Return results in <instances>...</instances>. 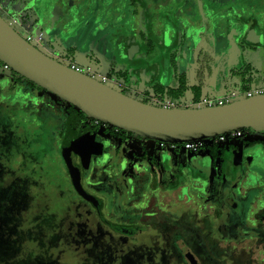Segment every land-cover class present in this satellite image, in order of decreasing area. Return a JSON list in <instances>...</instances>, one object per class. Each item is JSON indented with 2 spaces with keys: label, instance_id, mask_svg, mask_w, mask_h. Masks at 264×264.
Instances as JSON below:
<instances>
[{
  "label": "flooded vegetation",
  "instance_id": "flooded-vegetation-1",
  "mask_svg": "<svg viewBox=\"0 0 264 264\" xmlns=\"http://www.w3.org/2000/svg\"><path fill=\"white\" fill-rule=\"evenodd\" d=\"M93 1L98 3L97 8L90 13L91 7L94 5ZM100 2L102 0H50L49 7L46 10H40L36 5L37 1H34L31 3L33 12L24 13L18 19L21 22L29 20L41 23L43 28L55 30L58 35L65 36L66 34H74L79 30L83 23L79 20L80 16H83L85 21V18L100 11ZM147 2L149 0H123V3H126L128 10L132 13L140 9L146 13L148 10ZM120 4L122 5V3ZM0 8L7 16L6 21H14L10 16L11 14L5 12L1 6ZM161 8L163 7L161 6ZM121 13L119 11L114 14L111 11L110 14H113L111 20L107 17L110 14L99 13L97 16H100L95 17V19L98 18L102 21L103 17L108 18L103 23L106 26V35L110 33V41L118 38L122 50L126 44L137 48V42L135 44L132 37H121L117 29L114 30L117 34L112 30L109 31L111 23L115 25L122 23L120 21ZM197 15L201 17V22L206 16L207 22L204 21L205 24L203 25L204 36L200 38L198 35L199 40L195 39V34L190 37L191 26L185 24L184 32L180 33L179 47L176 51H170V67L175 73V78L178 81L183 77L186 83V73L177 62L181 56L186 57L189 53H196L195 85L199 84L201 79L203 89L204 72L207 71L208 74H211V70L216 68L218 70V61L222 57L227 59L225 62L228 63L226 74L229 76L230 83L241 87L244 90L241 91L242 93L247 91L245 90L246 84L243 83L242 75L245 70L243 68L249 65V69H251L249 75L252 78L253 65L240 64L235 49L244 54L248 47L254 48L244 39L249 29L248 26L252 25L254 20L242 22L243 20H238L237 16L228 17L217 12L211 15L208 11L206 14L198 11ZM1 16L3 17V15ZM213 16L214 20L229 18L228 25H231L230 27L236 26V32L227 38V33L219 32L215 26V22L212 21ZM151 19L150 16L147 18L148 25ZM232 20L234 21L233 24L230 23ZM148 28L146 30L144 28L145 31L141 30L139 35L145 40L148 39L145 41L146 50L152 55L154 52H159L160 48L158 49L154 37L148 35ZM243 29L244 32H241ZM234 35L237 36L232 41L230 37ZM209 45L212 46L213 51H216L215 54L205 49ZM72 49L73 47H69V52ZM247 77L249 76L247 75ZM35 85L11 68L4 69L0 65V181L3 183L10 179L14 184L26 183L28 185H34L36 181H43L41 177L36 180L33 176L36 165L32 154L34 146L32 134L35 108L44 107V96L48 91ZM119 90L121 91V89ZM188 95L186 92L184 100L193 101L192 94ZM152 100L155 102L153 98ZM244 130H242V135L239 138L227 142V145L224 143L215 144L192 152L176 143L154 141V145L146 144L144 138L133 133L88 117L83 119L77 114H69L55 137V147L59 157L57 156L49 163L58 165L64 178H69L72 190L86 202L85 210L81 213V221H83L79 224L85 225L83 231L93 230L94 233L90 238L84 239L82 233V239L77 240V236L73 238L77 240V244H87V246L92 247L93 242H85L89 240L100 241L109 232L112 233L111 235L113 233L121 235V240L147 233L153 237L149 225L132 223V221L138 219L136 214L141 213L144 202L150 200L153 195L160 198V205L166 210L164 199L162 198V200L160 195L173 194L174 198L170 201L171 206L192 205L196 201L206 207L202 209L201 213L205 214V211L210 212L211 210L210 213L220 226L218 227V236H216L217 243L228 241L225 238H227L231 225L236 227L238 231L234 238L235 241L239 243L260 241L264 244V214L259 212L264 207V131L253 133L254 135L250 140L242 142ZM102 131L104 132L101 133ZM107 147L111 149V153L105 152ZM204 150H207L209 156H198ZM190 153L194 155L192 158L188 155ZM70 164L78 173L76 182L71 174ZM180 172L183 173L184 179L180 185L176 186L174 178L179 176ZM190 172H196L197 176L191 175ZM211 184L214 188L216 204L210 203L206 197V185ZM197 188L204 196L196 197L194 189ZM185 190L187 194L183 193ZM252 191H254V195L251 204L247 211L242 214L241 200ZM131 208H133L134 217H132L133 214L130 215L127 212ZM189 214L196 215V212L190 210ZM241 216L245 218L244 225L237 223V219ZM75 217V222L80 221L79 213ZM142 228H146V231ZM182 246L184 247L183 255L180 254L175 260H169V255H172L173 252L169 246L163 245L162 248H167L168 252L163 255L161 263L181 264L186 259L185 248L188 245ZM188 259L194 260L197 264L194 257L189 256Z\"/></svg>",
  "mask_w": 264,
  "mask_h": 264
},
{
  "label": "rangeland",
  "instance_id": "rangeland-1",
  "mask_svg": "<svg viewBox=\"0 0 264 264\" xmlns=\"http://www.w3.org/2000/svg\"><path fill=\"white\" fill-rule=\"evenodd\" d=\"M7 1L10 0H0L2 3ZM198 1L206 3V0H149L148 4L151 6L150 11L152 12L149 13L147 10L145 13L140 9L132 13L128 10L126 3H123V0H107L99 5L101 12L93 13L85 18V21L84 17L80 16L79 20L83 23L79 30L74 34H66L65 36H60L55 30H49L37 24H29L23 29L10 20L7 22L22 36L32 32L39 37V34L42 33L41 40H38L35 45L46 55L67 66L76 61L80 63L79 65L96 68L100 75L108 76L110 86L121 89L135 98H140L144 94V91L138 87L140 84L145 85L144 83L155 81L154 85L149 84L147 91L150 92L153 99L163 100L170 98L166 89L178 86L177 78L168 74L170 85L164 88L166 92L161 98L156 96L153 87L162 83L159 82V79L166 81V76H162L155 70L150 71L145 77L144 72L147 68L144 67L143 70H140L136 66V62L130 59L131 62L125 58V55L122 54V45H116L110 41V33L107 37L106 26H103V23L106 22L107 17L112 19L111 11L114 14L119 11L122 12L120 16L122 23L120 25L111 23L109 31L117 29L121 37H132L138 41V50H141L143 47L146 48V42L141 40L139 34L141 30L145 31L149 27L147 18L150 16L152 23L154 21L157 23V29L162 34L154 37L158 49L163 47L169 51H176L180 44V33H183L185 29V23L199 19L195 8H193L196 4H200ZM216 2L217 5L213 9L221 15L228 16L227 13H230L233 14V17L239 18L234 19L243 20L242 22L254 20V23L248 26V32L244 37L245 42L253 45L254 48L248 47L244 54L235 49V53L240 59V64L253 65V75L248 87L254 89L264 86V0H219ZM159 3L163 8L159 6ZM218 5H223L227 9L218 10ZM154 8L158 9L154 10ZM99 13H107L110 16L103 17V20L100 21L98 18L95 19V17L100 16H97ZM147 13H149L148 16ZM0 14L5 20L7 19L1 8ZM228 19L214 20V16L212 19L219 32L227 33V38L236 32V26L230 27ZM261 21L263 23H260ZM232 22L234 21L232 20L230 23L233 24ZM166 27H172L177 33L168 46L160 39L165 35ZM144 28L145 30H143ZM241 32H244V29ZM115 33L117 34V32ZM144 35L146 36V34ZM236 36L230 37L232 41ZM104 39H106L105 43L103 42ZM147 40L146 38L145 41ZM69 47H73L72 51L75 52V58H72V51L69 52ZM205 49L216 53L211 45ZM92 53L97 55L99 60L86 57ZM141 53L139 57L145 59L147 53L144 51ZM162 54L160 59L163 62L167 52ZM105 56L108 60L105 59ZM226 60L222 57L219 59L218 71L227 78L226 65L228 63H225ZM0 63L3 67V63ZM131 64L132 67H130ZM121 70L125 72L124 75L123 72H119ZM97 78L99 79V76ZM227 81L229 82V92L223 95L233 91H244L241 87L231 84L228 78ZM202 93L204 96H221L207 84L203 87ZM44 99V107L35 108L32 134L34 140L32 154L36 165L33 176L35 179L37 176L41 177L43 183L38 186L36 183L34 185L14 184L10 181L11 179L6 183L0 181V264H162L161 259L168 252L167 248H162L163 245L169 246L173 252L172 255L174 256L169 255V260H175L180 254L183 255L184 247L181 245H188L185 248L186 259L181 264H195L194 260L188 259L189 256L194 257L197 264H264V244L262 242L239 243L235 241L234 238L238 231L236 227L230 225L227 238H225L228 241L217 243L216 236H218V227L220 226L210 213L211 210L210 212L205 211V214L201 213L202 209L206 207L196 201L192 205L171 206L170 201L174 198L173 194L160 195L161 199H164L166 210L161 207L160 198L153 195L152 200L150 198L144 202L141 213L136 214L138 219L132 221V223L149 225L153 237L146 232L147 234L144 235L121 240V235L114 233L111 235L112 233L109 232L100 241L89 240L85 242H93L92 247L87 246V244H77V240L72 236L82 233L85 235V239L90 238L94 233L93 230L83 231L84 226L79 224L83 221H81V213L85 210L86 202L72 190L69 178H64L58 165L49 163L57 156L59 157L55 147V137L60 126L64 125V120L69 115V104L49 92L45 94ZM179 101L181 102L179 107H185V105L193 107L189 104L190 101L184 99H179ZM261 130L264 131V129H251L250 131L245 129L241 141L250 140L254 135L253 133ZM143 140L146 144H155L154 141ZM177 145L183 146V144ZM105 152L111 153V149L107 147ZM188 155L191 158L194 156L191 153ZM198 156L208 157L209 155L207 150H204ZM43 166L44 168H42ZM182 174L180 172V175L174 178L176 186L183 182ZM190 174L197 176L196 172H190ZM147 192L149 194L148 190ZM194 192L196 197L204 196L198 188L194 189ZM206 192L208 201L216 204L212 184L206 185ZM183 193L187 194V191L185 190ZM253 195L254 191L242 198V214L249 208ZM132 210L133 208L127 212L132 215ZM190 210H194L196 215L189 214ZM259 212L264 214V207ZM78 213L80 221L75 222V215ZM244 219V216L239 217L237 223L244 225ZM142 229L146 231V228ZM243 237L245 238V236Z\"/></svg>",
  "mask_w": 264,
  "mask_h": 264
},
{
  "label": "water",
  "instance_id": "water-1",
  "mask_svg": "<svg viewBox=\"0 0 264 264\" xmlns=\"http://www.w3.org/2000/svg\"><path fill=\"white\" fill-rule=\"evenodd\" d=\"M0 62L88 118L144 139L182 144L244 129H264V95L214 107L165 108L77 72L30 44L0 15ZM74 181L78 173L70 164Z\"/></svg>",
  "mask_w": 264,
  "mask_h": 264
},
{
  "label": "crops",
  "instance_id": "crops-1",
  "mask_svg": "<svg viewBox=\"0 0 264 264\" xmlns=\"http://www.w3.org/2000/svg\"><path fill=\"white\" fill-rule=\"evenodd\" d=\"M34 1H37L36 5L38 7V9L40 10H46L49 5H50V0H10V1H7L5 3H2L0 2V6L2 7V9L11 14L10 16L14 19V21H11V22H14L15 24L17 23V25L19 27H22L23 29H25V27H27L29 24H37L39 26H41L42 24L41 23H37L35 21H29L27 20L26 22H21L18 17L23 15L24 13H31L33 12V7H32V2ZM107 0H102V2L100 3H105ZM94 2V1H93ZM149 2H147L146 4V7L148 9L149 12L150 11V7ZM98 3H95L94 2V5L91 7V11H95L96 8H97V5ZM195 4V2H194ZM208 3H201L200 4H196V6L193 8H195L196 10V13L198 14V11L199 13L201 12H210L211 15H213L215 13V10L213 9V7H210L209 4L207 5ZM109 5V4H107ZM88 16V15H87ZM199 19L196 20V21H192V22H187L185 23L186 26H191V30H190V37L191 36H194V34L196 35V38L197 40L198 39V35H200V38L203 37V33H204V28H203V25L205 24L204 21L207 22V20H205V17L204 16V20L201 22V17L198 16ZM208 18V17H207ZM18 19V20H17ZM17 21V22H15ZM101 21V20H100ZM105 25V24H104ZM103 25V26H104ZM24 26V27H23ZM148 35L150 36H153V37H157V36H161L162 34L159 33L160 31L157 29V23L154 21L152 23V19L150 20V23H149V28H148ZM164 36H162V39L163 40V43L164 44H167L170 45L171 42H172V39L174 38V36L177 35L176 31L172 28V27H166L165 30H164ZM108 37V35H107ZM106 37V39H107ZM106 39L103 40V42L105 43L106 42ZM141 40L143 42H145V39L143 37H141ZM133 42L136 44H138V41L137 40H133ZM113 43L118 45L120 43V40L118 38H114L113 40ZM122 44V43H121ZM146 52L147 53V56L145 59H142L140 58V54H142L141 52ZM89 52V51H87ZM122 54L125 55V58L128 59L129 61H134L136 62V66L138 68H140V70H143L144 67H146L147 69L145 70L144 72V76H148V74L153 71H158L162 76L165 75L166 76V81L162 80V79H159V82H162V83H159L161 85L164 86V88H166L167 86L170 85V78L168 77V74H172V76L175 77V73H173L172 71V68L170 67V54L171 52L169 51V49H163V47H160V51L159 52H154L152 55L147 52L146 48L144 49H141V50H138V46L137 48H133L130 44H126V46L124 45V49L122 50ZM163 52H167L166 54V58L164 59V61L162 62L161 59H160V56H162ZM74 53L75 52H71V56H73L72 58H75L74 57ZM160 53V54H159ZM195 56H196V53H189L188 56H181L177 62L178 65L181 66V69L186 73V89H187V94H189L188 96L191 95V89L192 87L196 84V78H195V70H196V60H195ZM68 57V56H67ZM87 58H90V59H98L97 58V55H95L94 53L90 54V55H87L86 56ZM105 59H107V56H105ZM131 59V60H130ZM75 60V59H73ZM99 60V59H98ZM131 61V62H132ZM72 63H77V64H80L78 62H72ZM132 67V64L131 66ZM119 72H123L122 70L119 71ZM125 72H123V75H124ZM122 74V73H121ZM204 78H203V87L207 84L209 85L212 90L215 92V93H219L220 95H223L224 93L226 92H229L228 90V81H227V78L229 76H227V78L224 76V75H221V73L216 69H214L213 71L211 70V74H208L207 71L204 72ZM155 81H151L149 83H144L145 85L143 84H140L138 87L144 91V93L148 90V86H150L149 84L151 85H154ZM219 87V89H218ZM171 88V87H169ZM250 89V88H249ZM248 89V90H249Z\"/></svg>",
  "mask_w": 264,
  "mask_h": 264
},
{
  "label": "built area",
  "instance_id": "built-area-1",
  "mask_svg": "<svg viewBox=\"0 0 264 264\" xmlns=\"http://www.w3.org/2000/svg\"><path fill=\"white\" fill-rule=\"evenodd\" d=\"M40 36L37 37L34 33L29 32L27 33L26 36H23L30 44L34 45L37 47L35 44L38 42V40H41L42 38V33L39 34ZM73 70L77 72H81L84 74H87L88 76H91L92 78L98 79L97 76H99V81L108 84L109 78L107 75H100L98 70L93 67H85L83 65H79L77 63H72L70 66ZM4 69H8L9 67L6 64H3ZM256 95H264V86L262 87H257V88H250L249 90L245 92L241 91H233L231 93H227L225 95L217 96V97H211V96H204L202 95L200 99L197 102L191 101L189 102L190 105L193 107L201 108V107H214V106H223L230 104L234 102L235 100L238 99H243V98H250ZM155 102L158 104L157 106L160 107H165V108H176L179 107L178 104L172 100V99H154ZM185 107H188L185 105ZM190 107V106H189ZM242 135V130H237L234 132H230L224 135L217 136L215 138H211L208 140H199V141H189L182 143L184 148L186 150L192 151V152H197L198 150L208 146H214L215 144H223L227 143L229 141L236 140Z\"/></svg>",
  "mask_w": 264,
  "mask_h": 264
},
{
  "label": "trees",
  "instance_id": "trees-1",
  "mask_svg": "<svg viewBox=\"0 0 264 264\" xmlns=\"http://www.w3.org/2000/svg\"><path fill=\"white\" fill-rule=\"evenodd\" d=\"M216 1H219V0H206V3H208L209 4V6L210 7H215V5H217V2ZM219 4V3H218ZM212 5H214V6H212ZM217 9L218 10H223V9H227V8H225L223 5H218V7H217ZM228 14V16L229 15H231V16H233V14H230V13H227ZM203 54V53H202ZM203 56V55H202ZM200 60H201V57H200ZM202 62H203V60H202ZM250 67H249V65H246L243 69H245L244 70V72H243V83L244 84H246L245 85V90H248L249 89V82H250V72H251V69H249ZM247 75L249 76V77H247ZM35 85V84H34ZM36 87H38V88H40L39 86H37V85H35ZM167 90V92H168V94H169V96H170V98L172 99V100H174L178 105L179 104H181V102L179 101V99H184L185 98V94H186V92H187V89H186V83H185V79L182 77V79H178V86L176 87V88H168V89H166ZM166 90L164 89V87L163 86H161L160 84H157V85H155L154 87H153V91H154V94L156 95V96H158V97H162V95L163 94H165V92H166ZM123 93H125V94H127L126 92H124L123 90H121ZM191 94H192V100L194 101V102H197L199 99H200V97H201V95H202V81H201V79H200V82H199V84H197V85H195V86H193L192 87V89H191ZM140 100H142L143 102H146V103H150V104H154V105H158L156 102H154L153 100H152V96H151V94H150V92L149 91H146L145 93H144V95H142L140 98H139ZM154 102H152V101ZM68 113L69 114H77L79 117H82L83 119L84 118H86L87 116L83 113V112H81V111H79L77 108H75L74 106H72V105H70L69 104V107H68ZM39 178V176H37V178H36V180ZM43 183V181H36V184H38V186L40 185V184H42ZM85 224V223H84ZM85 226V225H84ZM84 235V234H83ZM77 237V240H79V239H82V236H81V234H78L77 233V235H76ZM85 236V235H84ZM83 236V237H84ZM72 237H74V236H72Z\"/></svg>",
  "mask_w": 264,
  "mask_h": 264
}]
</instances>
